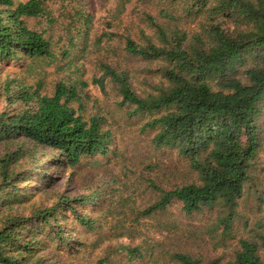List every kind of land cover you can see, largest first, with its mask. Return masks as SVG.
<instances>
[{"label":"trees","instance_id":"obj_1","mask_svg":"<svg viewBox=\"0 0 264 264\" xmlns=\"http://www.w3.org/2000/svg\"><path fill=\"white\" fill-rule=\"evenodd\" d=\"M47 1L0 0V62L70 66L116 36L122 43L117 59L141 63V72L156 81L144 79L139 91L136 69L101 60L92 83L102 91L110 85L127 124L147 116L139 132H149L156 149L176 150L194 177L168 187L153 183V200L132 208L110 199L103 187L78 194L60 190L55 183L67 169L117 154L120 125H111L106 114L85 117L71 106L85 80L59 82L45 95L40 82L32 87L6 77L0 86L6 101L0 108V264H70L63 254L84 245L77 229L97 230L115 219L137 234L172 205L185 216L210 213L194 231L208 235L214 247H229L237 222L246 234L228 258L205 259L160 242L161 264H264V0H117L114 18L133 1L147 6L139 17L145 28L137 27L136 39L105 32L92 39V16L84 7L61 0L64 11L53 16ZM42 15L49 20L43 31L27 26L25 18ZM60 17L65 35L54 46L46 33ZM241 204L248 214L259 213L252 223ZM177 225L158 223L154 233L164 238ZM119 249L128 260L154 256L151 245ZM96 264L112 263L104 257Z\"/></svg>","mask_w":264,"mask_h":264},{"label":"rangeland","instance_id":"obj_2","mask_svg":"<svg viewBox=\"0 0 264 264\" xmlns=\"http://www.w3.org/2000/svg\"><path fill=\"white\" fill-rule=\"evenodd\" d=\"M26 1V0H21ZM66 0L64 3H67ZM73 5L84 7L92 16V27L90 35H101L102 33H117V35L131 34L137 38V27L145 28L140 21V13L148 10L146 4L133 1L127 5V9L118 18L113 17V11L117 5V0H71ZM48 10L57 16L63 13L61 0H48ZM71 7V4H70ZM139 11V12H138ZM66 14V13H65ZM48 17L46 15L25 18L27 26L33 30L43 31L47 26ZM66 20L61 18L50 25L46 36L51 37L52 41H57L60 35H65L63 31ZM91 26V25H90ZM195 28V22L189 25ZM104 38L98 48L92 51L80 61L73 60V64L65 66V61L37 60L26 61L9 60L7 63L0 62V86L6 77H11L25 85L35 87L40 82L42 87L40 92L51 95L55 86L59 82H67L68 79H81L87 82L83 88L79 87L78 99L71 103L75 109H80L85 117L97 113L106 114L111 125L116 121L120 128L115 135V149L117 154H110L109 158L95 157L82 160L80 164L61 175L55 185L60 190H65L70 194L89 193L92 190L103 187L109 192V198L119 199L127 207H142L151 202L154 198V191L151 185L168 187L177 182L192 179L194 175L190 172L186 160L179 157L174 149H156L150 141V133H140L139 127L148 118L145 115L132 119V125L124 116V110L116 105L117 96L107 84L105 91H102L97 84L92 83V77L99 76L98 62L101 60H118L119 51L117 46L122 47L121 40L112 36L108 42ZM57 48L59 44H56ZM91 49V48H90ZM121 66L136 69L133 74V83L140 91L144 89L142 81L144 79H155L146 72H141L143 65L133 60L129 63L127 59L119 57L117 61ZM61 63L63 64L61 66ZM79 65L80 69L74 68ZM6 105V101L0 96V108ZM138 122V123H137ZM264 159V156L262 155ZM241 209L249 216L252 223L254 218L259 215L257 212L248 214L247 207L241 204ZM210 213H198L191 217L185 216L177 205H172L164 214H159L148 221L149 225L143 227L140 233L133 234L124 226L115 225L113 219L102 228L92 231L77 229L79 238L84 245L78 252L69 255L63 254V258L70 264H96L100 258L107 257L112 264H161L163 260L157 261V250L163 248L160 242L167 243V246L183 247L192 253L200 254L205 259H212L219 255L225 258L230 257L233 245L238 238L246 232L241 222H237V235L230 243L228 248L214 247L208 235L201 234V231H194L195 227H200L208 220ZM261 215L264 216V205ZM176 223L177 231L166 237L154 233L158 223ZM77 227V226H76ZM77 235V236H78ZM153 240V242H152ZM160 240V241H158ZM144 241H150L144 243ZM131 243L140 244L143 249L150 245L154 248V256H145L143 260H128L125 252H121L120 245Z\"/></svg>","mask_w":264,"mask_h":264}]
</instances>
